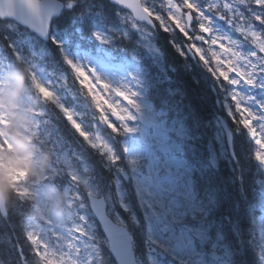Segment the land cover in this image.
Instances as JSON below:
<instances>
[{
    "label": "snow or ice",
    "instance_id": "1",
    "mask_svg": "<svg viewBox=\"0 0 264 264\" xmlns=\"http://www.w3.org/2000/svg\"><path fill=\"white\" fill-rule=\"evenodd\" d=\"M18 64L41 101L45 179L76 213L37 233L26 211L39 193L17 188L0 255L264 264V0H0V83Z\"/></svg>",
    "mask_w": 264,
    "mask_h": 264
},
{
    "label": "clouds",
    "instance_id": "2",
    "mask_svg": "<svg viewBox=\"0 0 264 264\" xmlns=\"http://www.w3.org/2000/svg\"><path fill=\"white\" fill-rule=\"evenodd\" d=\"M6 165H11L14 168L28 167L27 159H19L17 156L9 154L6 157ZM11 194V181L8 180V167L0 168V197Z\"/></svg>",
    "mask_w": 264,
    "mask_h": 264
},
{
    "label": "trees",
    "instance_id": "3",
    "mask_svg": "<svg viewBox=\"0 0 264 264\" xmlns=\"http://www.w3.org/2000/svg\"><path fill=\"white\" fill-rule=\"evenodd\" d=\"M159 36L161 38L160 44L164 47L166 56L169 59H172L173 57H175V53H174L172 47L168 43V37L163 33H161ZM177 63H181V61L179 59H177ZM201 75H203V73H201ZM13 207L14 206L10 207V209ZM28 215H29V213H28V211H26V218ZM32 219H33V216L31 215L29 218L30 225L35 226ZM39 251H40L39 249L36 250L35 255L30 257V260H29L30 264H42ZM0 264H14V261L8 255H0Z\"/></svg>",
    "mask_w": 264,
    "mask_h": 264
},
{
    "label": "rangeland",
    "instance_id": "4",
    "mask_svg": "<svg viewBox=\"0 0 264 264\" xmlns=\"http://www.w3.org/2000/svg\"><path fill=\"white\" fill-rule=\"evenodd\" d=\"M127 71H132V72H135L137 75H140L139 70L134 65L133 66H130L129 68H126V72ZM101 75H106V74L101 73ZM41 89L43 90V92L45 93V95H47V90L44 89V88H41ZM0 98H1V96H0ZM13 103L16 104L14 101H13ZM12 107L15 109V105L12 104ZM9 115H10V111H8V109H6L4 107V105H3V103H2V101L0 99V117L6 118ZM11 125H13V124H11ZM0 130L3 131V127L2 126H0ZM17 133L20 134L21 136H23L24 133H25V131L23 129H21L20 127H18ZM0 168H2V164L0 165ZM30 170H33L31 166H30ZM42 207H43V202L41 204H39L38 208H41L42 209ZM43 216H45V215L43 214ZM58 260H60V259H58V258L57 259L50 258L49 260L45 259L46 264H59V261Z\"/></svg>",
    "mask_w": 264,
    "mask_h": 264
}]
</instances>
